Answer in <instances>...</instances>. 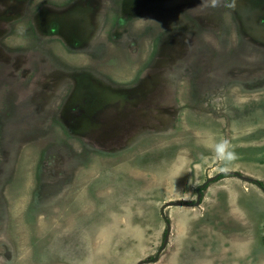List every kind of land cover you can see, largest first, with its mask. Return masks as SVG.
<instances>
[{"label":"rangeland","instance_id":"rangeland-1","mask_svg":"<svg viewBox=\"0 0 264 264\" xmlns=\"http://www.w3.org/2000/svg\"><path fill=\"white\" fill-rule=\"evenodd\" d=\"M263 30L264 0H0V264H264Z\"/></svg>","mask_w":264,"mask_h":264},{"label":"clouds","instance_id":"clouds-1","mask_svg":"<svg viewBox=\"0 0 264 264\" xmlns=\"http://www.w3.org/2000/svg\"><path fill=\"white\" fill-rule=\"evenodd\" d=\"M214 157L222 162H230L236 158V153L232 150L230 142L222 139L212 146Z\"/></svg>","mask_w":264,"mask_h":264},{"label":"water","instance_id":"water-1","mask_svg":"<svg viewBox=\"0 0 264 264\" xmlns=\"http://www.w3.org/2000/svg\"><path fill=\"white\" fill-rule=\"evenodd\" d=\"M222 173H225V174H229V175H235L237 177H239L240 179H242L243 181H246V182H249V183H254L256 180L252 179V178H249V177H246V176H243L239 173H234V172H229V171H224V172H221L220 174ZM216 177H212L211 179H209V181L215 179ZM199 192V191H198ZM200 196V195H199ZM198 204L200 203V198L198 199ZM169 206H183V205H186L185 203H170L168 204ZM167 242H168V239H166L165 241V245H164V248L167 247Z\"/></svg>","mask_w":264,"mask_h":264},{"label":"trees","instance_id":"trees-1","mask_svg":"<svg viewBox=\"0 0 264 264\" xmlns=\"http://www.w3.org/2000/svg\"><path fill=\"white\" fill-rule=\"evenodd\" d=\"M227 176H228V174L222 173V174H220V175L217 177V180H218V179H222V178L227 177ZM256 184H258L260 187L264 188L263 183H258V182H256Z\"/></svg>","mask_w":264,"mask_h":264},{"label":"flooded vegetation","instance_id":"flooded-vegetation-1","mask_svg":"<svg viewBox=\"0 0 264 264\" xmlns=\"http://www.w3.org/2000/svg\"><path fill=\"white\" fill-rule=\"evenodd\" d=\"M138 9H144V7L140 5V6L138 7ZM139 11H140V10H139ZM134 12H136V11L133 9V13H134ZM40 18H45V17H42V16H41ZM72 122H73V121H72Z\"/></svg>","mask_w":264,"mask_h":264},{"label":"bare ground","instance_id":"bare-ground-1","mask_svg":"<svg viewBox=\"0 0 264 264\" xmlns=\"http://www.w3.org/2000/svg\"><path fill=\"white\" fill-rule=\"evenodd\" d=\"M174 9H176V8H174ZM48 10H49V9H48ZM50 10H51V9H50ZM167 10H168V8H167ZM51 11H52V10H51ZM58 12H59V11H58ZM50 13L53 14V13H55V12H50ZM261 26H262V24H261ZM260 29H261V28H260ZM260 29H259V30H260ZM259 30H258V32H259ZM263 31H264V30H263ZM261 32H262V31H261Z\"/></svg>","mask_w":264,"mask_h":264}]
</instances>
